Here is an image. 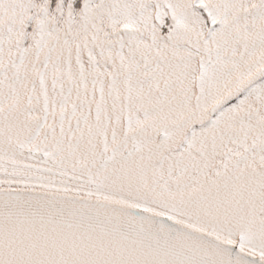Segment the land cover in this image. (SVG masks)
<instances>
[{
    "label": "snow or ice",
    "instance_id": "obj_1",
    "mask_svg": "<svg viewBox=\"0 0 264 264\" xmlns=\"http://www.w3.org/2000/svg\"><path fill=\"white\" fill-rule=\"evenodd\" d=\"M0 264H264V0H0Z\"/></svg>",
    "mask_w": 264,
    "mask_h": 264
}]
</instances>
